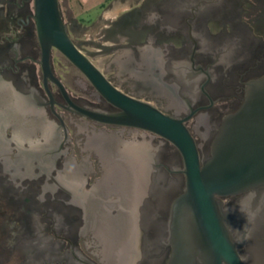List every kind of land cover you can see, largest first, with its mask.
Wrapping results in <instances>:
<instances>
[{
	"label": "flooded vegetation",
	"instance_id": "1",
	"mask_svg": "<svg viewBox=\"0 0 264 264\" xmlns=\"http://www.w3.org/2000/svg\"><path fill=\"white\" fill-rule=\"evenodd\" d=\"M0 2V92L13 96L11 106L0 111L1 227L12 239L3 249L4 264H170L172 210L186 191L181 153L150 131L81 115L51 79L46 89L31 9L34 0ZM260 6L255 0H136L113 21L117 28L129 29L131 36L124 35V44L135 47L134 59L145 63L147 70H140L146 72L148 86L167 93L176 109L169 114L189 117L185 125L197 144L201 164L210 157L226 116L242 105L248 83L264 77V42L251 38L244 20L246 12ZM142 38L143 55L136 48ZM52 52V72L63 83ZM98 68L131 95L116 83L110 70ZM63 85L68 98L80 107L117 110L97 91L98 98L90 100ZM24 115H28V126L47 135L27 138L17 132L20 126L9 117L14 121ZM81 124L88 131L79 134ZM121 128L123 132H117ZM137 129L149 134L153 147L132 146ZM101 133L107 136L104 140ZM101 143L104 146L94 153L95 171L106 167L101 153L108 151L128 178L124 204L114 212L121 217L124 213L127 227L136 224L144 231L138 244L130 234L121 237L115 259L109 261L100 260L86 242L90 203L98 197L89 178L85 179L87 165H77L82 167L77 179L69 174L84 151ZM216 201L241 263L264 264V187L217 196ZM195 257V264H216L207 251L199 250ZM220 264L231 263L221 260Z\"/></svg>",
	"mask_w": 264,
	"mask_h": 264
},
{
	"label": "water",
	"instance_id": "2",
	"mask_svg": "<svg viewBox=\"0 0 264 264\" xmlns=\"http://www.w3.org/2000/svg\"><path fill=\"white\" fill-rule=\"evenodd\" d=\"M34 19L46 89L51 79L81 115L150 131L169 140L181 153L186 191L172 210L170 264H195L199 250L207 251L216 264L221 260L242 264L221 222L216 197L264 187V77L248 83L242 105L226 116L213 141L210 157L201 164L197 144L185 125L189 117L166 113L152 102L115 86L70 37L59 0H34ZM53 48L78 68L117 110H93L73 103L63 83L52 72Z\"/></svg>",
	"mask_w": 264,
	"mask_h": 264
},
{
	"label": "rangeland",
	"instance_id": "3",
	"mask_svg": "<svg viewBox=\"0 0 264 264\" xmlns=\"http://www.w3.org/2000/svg\"><path fill=\"white\" fill-rule=\"evenodd\" d=\"M131 1L132 4L136 2V0H59V5L70 37L88 57L92 58L96 66L110 70L108 73L116 83L134 97L152 102L164 112H172L176 109L170 105L167 93L159 87L148 86L146 81L147 74L140 70H147V67L144 62L134 59L133 52L135 47L130 48L128 44H124L126 42L124 35L129 34L128 36H131V33L128 32L129 29L123 30L121 27L117 28L113 22L124 8L129 6ZM255 1L260 3L261 6L258 9L246 12L244 20L246 21L251 38H254L257 42H264V0ZM31 9L34 13L33 4L31 5ZM132 18L133 20L137 19V14L134 13ZM28 35L29 38L27 39L30 42L31 40L33 41L31 39L32 35L27 34L26 36ZM143 42H145L144 38L139 40L136 46L142 55L145 53L143 49L146 47L145 44L143 45ZM118 43L121 44L119 45ZM52 56L55 61L56 73L62 76L61 80L72 94L84 95L90 100L98 98V93L92 84L65 56L58 50H54ZM2 80L5 83L8 82L5 78H2ZM0 93V111H3L11 106L13 96L11 95L12 93L9 95H3V92ZM27 116L24 115V118H18L14 121L13 117L10 116L9 121L15 125H19V129L15 130L17 132L20 131L27 138H34V136L38 137L39 135L46 136L47 132L44 130L38 133L35 128L28 126L27 119L29 118ZM82 125L76 130L79 134L88 131ZM117 132H123V129L121 128ZM99 135L102 140L107 137L102 133ZM89 137L92 138L94 136L90 134ZM118 138L119 142H124L123 139L120 140V136ZM151 141L147 132L137 129V139L132 142V146H136V148H150L151 146L153 147ZM103 146L104 144L102 143L100 145H91L90 147H95V150L92 151L90 148V151H84L83 159L79 158V162H75L74 167L72 166L69 169L71 171L69 174L77 179V175L80 174L79 176H81L82 169V167L80 168L77 165L80 163L87 165L88 169L86 168L87 176H85V179L89 178L91 187L98 191V194H96L98 197L90 203L85 225L86 242L100 260L109 261L115 259L121 237L130 234L136 244H138L144 237V231L136 224H131V227H127L124 213H121V217L117 212H114V209L120 210V206L124 204L122 203L123 196H127L124 184L126 180L128 181V178L126 179V171L122 167H119V161H117L113 154L110 155L111 153L108 151L101 153L106 167L100 171H97V169L95 171L93 159L96 158V155L94 153H96V148L99 149ZM119 196L120 198L116 202L108 201L109 199L114 200ZM2 209L1 207L0 211ZM1 221L2 218L0 216V264H4L5 255L3 254V249L12 239L11 236H8L7 231H3Z\"/></svg>",
	"mask_w": 264,
	"mask_h": 264
}]
</instances>
